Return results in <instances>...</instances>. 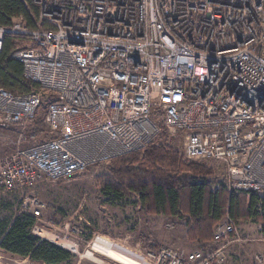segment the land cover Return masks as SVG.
<instances>
[{
    "label": "built area",
    "instance_id": "1",
    "mask_svg": "<svg viewBox=\"0 0 264 264\" xmlns=\"http://www.w3.org/2000/svg\"><path fill=\"white\" fill-rule=\"evenodd\" d=\"M0 25L25 38L12 57L39 84L0 87V129L33 121L44 99L50 138L0 155V194L57 182L181 131L183 156L222 164L230 192L264 190V0H32ZM45 205L26 195L20 213ZM231 218L207 249L160 247L149 264H228L241 244ZM252 264H264L254 254Z\"/></svg>",
    "mask_w": 264,
    "mask_h": 264
},
{
    "label": "rangeland",
    "instance_id": "2",
    "mask_svg": "<svg viewBox=\"0 0 264 264\" xmlns=\"http://www.w3.org/2000/svg\"><path fill=\"white\" fill-rule=\"evenodd\" d=\"M45 103L46 99L33 121H24L19 125L0 129V155L9 154L17 148L28 147L50 138L51 133L43 121ZM38 127H42L43 131L36 133ZM151 145H166L186 159L182 151L181 131L170 133L162 128L161 133ZM112 162L113 160L106 164L92 166L82 174L65 180L40 182L19 191L1 193L0 219L10 221L19 214L21 201L26 195L38 198L44 203L45 209L36 219L32 232L53 243L59 239H65L75 245V251L65 248L74 257L69 262L61 264H121L92 250L96 238L117 243L142 257L147 252L156 251L160 247L184 251L208 248L211 239L207 241L190 239L185 216L148 212L141 204L138 195L133 192L126 193L119 200L104 196L101 187L104 179L111 175L109 167ZM192 162L210 168L211 173L206 174L205 179L211 182L212 190L222 186L228 194L234 193L227 188L225 169L222 164L211 161ZM181 214L185 213L182 211ZM227 218H231L228 213L221 218V221ZM231 219L235 222L243 241L241 244H232L227 248L228 264H252L254 254H261L264 257L261 224L253 218ZM47 235H52L53 240L48 239ZM229 252L233 254L239 252L240 257L234 260ZM0 262L2 264H42L27 259L20 261L5 257H0Z\"/></svg>",
    "mask_w": 264,
    "mask_h": 264
},
{
    "label": "trees",
    "instance_id": "3",
    "mask_svg": "<svg viewBox=\"0 0 264 264\" xmlns=\"http://www.w3.org/2000/svg\"><path fill=\"white\" fill-rule=\"evenodd\" d=\"M38 14L32 0H0V25L9 27L23 16L34 27L32 15ZM25 38L6 34L0 51V87L13 94H24L39 84L24 77L23 65L12 57ZM43 131L38 127L36 133ZM110 177L102 183L104 196L115 200L133 192L147 211L186 219L192 240L212 239V228L228 213L231 218H253L261 224L264 237V190L260 194L227 193L219 186L211 189L205 179L210 168L187 159L166 145H149L113 160ZM185 214H181V212ZM36 218L25 213L12 220L0 219V257L30 260L42 264L69 262L74 255L32 232ZM0 264H2L0 262Z\"/></svg>",
    "mask_w": 264,
    "mask_h": 264
},
{
    "label": "bare ground",
    "instance_id": "4",
    "mask_svg": "<svg viewBox=\"0 0 264 264\" xmlns=\"http://www.w3.org/2000/svg\"><path fill=\"white\" fill-rule=\"evenodd\" d=\"M46 237L48 239L53 240L52 235H49V236L47 235ZM56 242L60 246L66 249L73 250V251H75L76 249L75 245L68 240L59 239ZM92 250L100 252L121 264H149L143 259L142 255H139L138 253H135L117 243H114L112 241H107L102 238H96L93 244Z\"/></svg>",
    "mask_w": 264,
    "mask_h": 264
},
{
    "label": "crops",
    "instance_id": "5",
    "mask_svg": "<svg viewBox=\"0 0 264 264\" xmlns=\"http://www.w3.org/2000/svg\"><path fill=\"white\" fill-rule=\"evenodd\" d=\"M229 255H231V257L234 259V260H236L237 258H239L240 257V253L238 252V254H233V253H230L229 252Z\"/></svg>",
    "mask_w": 264,
    "mask_h": 264
}]
</instances>
